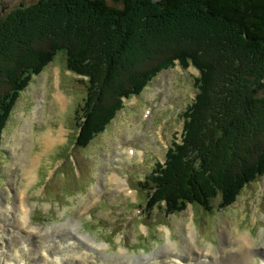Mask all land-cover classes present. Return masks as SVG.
Masks as SVG:
<instances>
[{
  "label": "trees",
  "instance_id": "1",
  "mask_svg": "<svg viewBox=\"0 0 264 264\" xmlns=\"http://www.w3.org/2000/svg\"><path fill=\"white\" fill-rule=\"evenodd\" d=\"M135 23L143 33L127 42ZM62 50L88 86L75 148L163 70L198 71L180 142L140 182L147 210L230 207L264 176V0H21L0 16V147L21 94Z\"/></svg>",
  "mask_w": 264,
  "mask_h": 264
},
{
  "label": "rangeland",
  "instance_id": "2",
  "mask_svg": "<svg viewBox=\"0 0 264 264\" xmlns=\"http://www.w3.org/2000/svg\"><path fill=\"white\" fill-rule=\"evenodd\" d=\"M20 2L0 0V16ZM137 26L127 42L143 33ZM167 33L160 31L159 37ZM135 56L122 55L119 67ZM198 75L193 68L163 70L140 95L126 100L104 133L86 148H75L88 86L67 70L66 53L59 51L21 94L3 134L0 208L9 213L0 212V264H166L175 251L186 264H238L244 237L254 240L247 264H264V176L222 209L217 202L210 211L194 204L166 216L142 206L147 197L140 182L164 161L172 136L180 138L181 115L197 93ZM60 133L62 141L46 146L45 136ZM127 148L134 149L132 156ZM114 174L133 191L115 188ZM19 194L29 203L37 234L20 225ZM170 242L177 245L167 252ZM13 248L24 251L21 263Z\"/></svg>",
  "mask_w": 264,
  "mask_h": 264
},
{
  "label": "bare ground",
  "instance_id": "3",
  "mask_svg": "<svg viewBox=\"0 0 264 264\" xmlns=\"http://www.w3.org/2000/svg\"><path fill=\"white\" fill-rule=\"evenodd\" d=\"M59 96V95H58ZM61 135L60 136H58V137H56V138H53L51 135H47V136H45V138H44V143H46V146H50V145H53V144H57L59 141H62L63 140V136H62V133H60ZM58 140V141H57ZM55 144V145H56ZM127 151H129V154H131L130 152V150H128V148H127ZM38 158H39V161H38ZM36 161H38V162H36ZM21 162V161H20ZM39 162H40V157H37V159L33 162V164H32V168L29 170V172H30V176H33V174H34V166H35V163L38 165L39 164ZM36 165V166H37ZM113 173H117V174H119L120 172L119 171H115V172H113ZM112 172H111V174H113ZM117 174H114L113 176H112V185L115 187V188H117V189H120L121 191H124L125 193H127V194H129V193H131V191H130V188L128 187V185L126 184V180L121 176V175H117ZM29 175V174H28ZM29 177V176H28ZM34 177H35V175H34ZM109 177V176H108ZM29 178H31V177H29ZM30 181V180H29ZM148 183V182H147ZM19 197H20V199H22V201L20 202V206L18 207L19 208V218L21 217V223H20V225L22 224V226L25 228V229H28L30 232H33V233H35V234H37V232H38V228H36V230L37 231H34L32 228H35V227H33L32 225H31V223H30V221H31V217H30V209L28 208L29 207V203L27 202V200H25V198H22L21 196H20V194H19ZM28 205V206H27ZM1 206V205H0ZM17 209V208H16ZM15 209V210H16ZM0 212H1V217H2V215H4V214H7V213H9V208L8 207H4V208H0ZM4 212H6V213H4ZM23 214V215H22ZM14 219V218H13ZM15 220V219H14ZM16 221V220H15ZM10 223H11V225L10 226H12V224H13V221L11 220L10 221ZM10 223H6V227H5V230L7 229H9L10 228V226H8ZM32 227V228H31ZM11 230V229H10ZM14 230V229H13ZM40 233V232H39ZM38 233V234H39ZM191 236L190 237H192V239H194L195 237H194V234H190ZM0 238H1V236H0ZM195 240V239H194ZM12 241H17V243H20V237H18V240H16V238L14 237V238H12ZM196 241V240H195ZM251 242V243H247V242ZM254 243V240H250V239H248V238H246V237H244L243 238V248H242V252H243V254L239 257V260L237 261V263L238 264H247L248 262H249V259H248V257H249V255H248V252L250 251L249 249H253L254 247H250L251 246V244H253ZM71 244H73V243H71ZM170 245H171V247H168L166 250H167V252H172V250L171 249H174L175 247H176V243L175 242H170ZM23 247H26V245L25 244H23L22 245ZM254 246V245H253ZM249 248V249H248ZM15 249L13 248V251H14ZM190 250H193V248H190ZM208 251V253H211L212 252V250H207ZM17 253V261L18 262H22V258L24 257L23 256V254H24V251L23 250H15L14 251V253H13V255H15ZM175 255H174V257H173V262H169V263H166V264H172V263H175V264H184L183 263V261L181 260V256H180V254L177 252V251H175ZM214 254V253H213ZM19 257V258H18ZM254 257V256H253ZM63 261V260H62ZM206 261H208V260H206ZM14 264V263H13ZM15 264H17V262H15ZM162 264H164V263H162Z\"/></svg>",
  "mask_w": 264,
  "mask_h": 264
}]
</instances>
